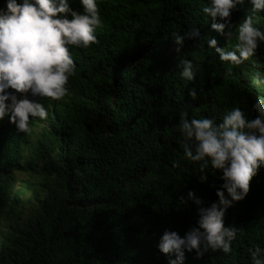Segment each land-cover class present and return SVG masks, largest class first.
<instances>
[{"label":"trees","instance_id":"obj_1","mask_svg":"<svg viewBox=\"0 0 264 264\" xmlns=\"http://www.w3.org/2000/svg\"><path fill=\"white\" fill-rule=\"evenodd\" d=\"M96 2L99 43L68 46L76 66L69 94L59 101L36 98L48 112L46 120L30 118V126H42L37 139L9 117L0 121V264H169L175 254L158 248L165 230L183 237L198 227L189 191L208 207L224 183L222 171L209 164L201 173L200 162L184 157L181 111L187 109L189 120L218 124L238 107L255 119L253 105L264 99V41L240 65L221 61L207 43L215 38L218 47L234 51L251 0L233 10L232 27L225 29L230 36L211 29L203 12L211 0ZM69 5L83 11L80 0ZM253 24L264 32V10ZM192 28L200 38L186 39L177 52L174 34ZM183 59L193 65V81L181 77ZM29 189L36 205L18 223ZM250 189L225 213V226L242 230L232 252L210 250L198 259L195 250H185L184 264H253L249 249L257 247L264 260V166Z\"/></svg>","mask_w":264,"mask_h":264},{"label":"clouds","instance_id":"obj_2","mask_svg":"<svg viewBox=\"0 0 264 264\" xmlns=\"http://www.w3.org/2000/svg\"><path fill=\"white\" fill-rule=\"evenodd\" d=\"M80 2L82 12L73 10L69 0H7L6 10L0 8V121L9 117L19 132L31 133L30 118H48L37 97L59 101L69 94L67 85L76 66L68 46L87 48L99 43L95 31L103 26V20L97 2ZM243 2L211 0L210 6L203 8L212 18L211 29L230 36L232 33L225 29L232 27V12ZM251 4L252 14L237 26L234 51L218 47L215 38L208 39L209 48L215 49L221 61L240 65L255 55L258 42L264 41V32L253 24L255 13L264 10V0H251ZM218 19L223 22H217ZM198 38L200 31L196 28L185 35L174 34L176 51L180 52L186 39ZM180 65L181 77L193 81L196 73L191 61L183 59ZM189 95L194 98L195 90ZM253 108L258 113L255 119H249L237 107L218 124L210 118L189 120L187 109L181 111L184 157L200 162L201 173L209 164L222 171L224 183L216 192L218 202L208 207L203 206L204 201L195 192L189 191L188 198L198 206V227L191 228L183 237L165 230L158 248L165 255L175 254L169 264H184L185 250H195L198 259L210 250L232 252V243L242 230L225 226L226 210L247 197L252 179L264 166V99H256ZM174 166L179 165L174 162ZM200 180L204 182L206 176L201 175ZM249 252L253 264H264L259 247Z\"/></svg>","mask_w":264,"mask_h":264},{"label":"rangeland","instance_id":"obj_3","mask_svg":"<svg viewBox=\"0 0 264 264\" xmlns=\"http://www.w3.org/2000/svg\"><path fill=\"white\" fill-rule=\"evenodd\" d=\"M32 128L31 133H29V139L31 141H35L37 139L38 134L41 132L42 130V126H30ZM28 174L27 173H21L19 174V178L21 179H26L28 178ZM29 179H37L36 177H32L30 176ZM36 187L38 188L39 186L37 184H34V188L36 189ZM23 203L21 204L20 208L17 210V214L16 216V221H18V223H21L22 221H25L28 217H30V215L33 212V209L36 205V200L33 198V190L29 189L28 191H26V194L23 197Z\"/></svg>","mask_w":264,"mask_h":264}]
</instances>
